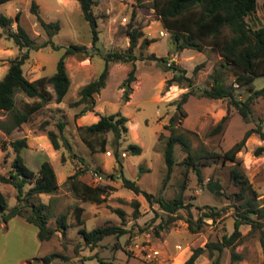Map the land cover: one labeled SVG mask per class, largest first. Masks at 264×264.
<instances>
[{"label":"rangeland","instance_id":"1","mask_svg":"<svg viewBox=\"0 0 264 264\" xmlns=\"http://www.w3.org/2000/svg\"><path fill=\"white\" fill-rule=\"evenodd\" d=\"M31 1L36 2L28 0L27 6L22 4L13 6L10 17L13 18L14 14L19 12V24L36 43H41L46 39V36L34 16L29 12ZM39 1H44L49 5L48 8H45L36 4L41 17L45 21H56L60 27L59 31L51 38L53 43L67 45L69 41L74 43L77 39L85 41V39L91 38L89 25L82 18L80 12L65 13L64 7L57 0ZM150 2L151 0H142L140 4L142 7H140L134 0H106V6L102 7L95 0L92 11L96 15V46L104 51L102 43L106 42V22L112 23L115 32L119 34L117 42L119 45L123 43V38H126L124 30L129 22L136 25L142 33V28L146 27V30H150L151 28H147L156 24L158 25L156 30L162 31L163 35L166 34L169 38V34L163 29L157 14L151 9H144ZM132 10L137 11L133 14ZM252 17L256 22L264 24V0L257 1L256 11ZM11 29H15V22H12ZM159 32L157 33L161 37ZM122 49L124 48L116 50ZM172 50V45L168 40H165L156 54L166 56V52ZM9 51L13 54L5 55ZM134 52L138 55V48H134ZM16 53L17 47L3 34L0 38V78L8 66V61ZM202 53L205 56L204 61L193 62L189 65L182 61L178 62L180 65L177 64L186 70V76L191 77L194 94L190 95L183 104L182 109L185 116L179 118V124L176 120L174 127L178 126L177 132L186 134L193 151H214L222 154L238 142L247 129L260 124L264 130V99H256L251 105V114L247 119H243L233 107H230L227 113L225 100L207 99L200 96V90L210 84L209 74L213 69H218L220 63L217 51L210 47L204 48ZM184 56L185 54L182 53L180 57ZM201 62L203 65L192 74L193 67ZM29 68L30 65L25 67L26 70ZM26 70L25 73H27ZM224 71V83L234 88V94L238 98H245L248 92L245 87L237 86L234 83L233 71L229 68ZM263 85L264 75L254 78L251 83L253 88ZM183 90L185 91L186 88ZM179 96L170 95L166 99L167 103L144 101L138 110L132 109L133 112L137 111L136 113L141 118L137 129V141H134L130 134L126 135L124 140L122 137L125 136V133H122L115 141L111 131L106 134H86L77 130L79 140L69 138L68 143L71 147L69 149L60 140L56 127V120L59 118L58 120H62L64 123L62 133L65 134L66 129L69 128V126L67 128L65 126L67 119H65L63 111L53 109L49 103L35 111L26 122L9 134H5L0 129V140L4 142L21 137H25L31 142V139L40 133L46 135L47 130H53L57 134L60 146L58 149H53L54 156L50 157V163L57 176L65 173L67 175L63 176L64 181L54 193L28 198V202H41L49 205L48 227L54 228L55 216L64 212L67 214L66 222L69 224L64 234L55 231L47 241L41 242L37 238V228L34 224L25 221L20 216H14L6 223L2 222L0 218V264H44L42 257L49 253L60 255L49 264H98V259L110 261L113 264H169L176 254L181 256L186 252L188 255L194 247H202L207 241H220L222 235H228L232 231L235 206L238 204L233 200V194L238 192L239 187L230 181L229 171L235 163L254 190L256 201L262 204L264 202V149L261 154L256 155L255 149L261 146L262 142L254 133L245 139L242 148L236 152L234 162L217 158L209 159L207 163L201 164L202 185L198 184L194 172L189 169L187 177H184L186 178L184 189L181 193L179 192V185L184 180V166L179 162L182 161L184 154L180 145L173 146L175 165L167 175L164 149L168 132L160 124V121L167 124L169 115L175 113L176 107L172 102ZM14 100L15 106L21 108L24 103H32L39 99L26 97L17 92ZM90 101L81 104L79 109L88 105ZM226 113L227 118L222 122L221 128L210 133ZM175 115L179 116V112L177 111ZM4 118L5 116L0 114V119ZM159 134L162 137H159ZM80 137H84L90 143L92 150L85 146ZM128 144L138 145L141 148V153L139 155L128 153L126 151ZM106 151L109 152V157L104 156ZM122 152L123 156H121ZM44 154H46L44 151L36 150V146L31 143L20 152L25 166L33 171H36L44 161ZM12 158L13 152L10 147L7 146L5 150L0 147V175L7 176ZM78 171L80 172L74 178H68ZM93 172L101 175V180L97 183L93 180ZM119 172L123 177L136 182L141 189L164 200H170L180 193L182 199L191 206L189 209L177 210L176 214L179 218L171 223H166L164 219L167 215L158 208L156 203L149 204L142 195H135L122 186V183L118 181ZM79 175L85 176L88 181L95 182L99 186H107V182L112 181L113 186L108 185L109 189L103 195L102 202L97 205L86 200L80 201L70 191L71 183L75 182ZM208 178L220 182L221 195L215 196L206 189L204 184ZM27 188L28 185H25L23 190ZM0 192L6 197L7 209L17 203L15 200L16 190L11 184L0 181ZM133 200L138 202V215L135 219L132 218L133 205L131 202ZM20 203L27 204L24 201ZM74 206L82 207L81 217L87 230L104 224L120 225L122 222L126 233L120 236H106L94 247L84 244L78 233L80 226L74 225ZM116 209L123 212V220L115 212ZM210 209L219 212L213 220L204 217L195 232L187 228L184 220L189 215L193 227H196L201 214ZM159 224H162V228H158ZM239 230L241 237L230 248H224L219 255L213 253L211 258L204 252L194 264H211L216 256H219V264H260L261 251L257 241V231H250V227L245 224L240 225ZM150 250L158 252L156 260L147 256L151 252ZM231 251L239 258L231 259ZM179 256L176 258L175 264L179 262Z\"/></svg>","mask_w":264,"mask_h":264},{"label":"trees","instance_id":"2","mask_svg":"<svg viewBox=\"0 0 264 264\" xmlns=\"http://www.w3.org/2000/svg\"><path fill=\"white\" fill-rule=\"evenodd\" d=\"M7 1L9 0H0V4ZM77 1L81 16L89 25L91 44L94 45L97 40L96 15L92 11L95 0ZM134 1L136 5L140 6L142 0ZM256 7L257 0H151L147 8H144L145 10L151 9L157 14L163 29L169 34V43L173 47V53H178L185 48L202 52L206 47L217 51V54L220 56L219 68L213 69L211 74H209L210 84L208 87L201 89L199 95L207 99L225 100L227 113L228 109L233 107L243 119H247L251 114V105L256 99H264V85L259 88L251 86L254 78L264 75V24L256 22L255 18L252 17L256 11ZM136 11L132 10V13L134 14ZM29 12L34 16L35 21L46 36V39L41 43H36L19 24V12H16L13 18L0 12V38L4 34L17 47V53L8 61L7 69L0 78V114L5 116L4 119H0V129L5 134L18 129L22 123L26 122L46 102L61 101L69 88V78L65 69V57L70 54L87 53L85 47L81 44L68 43L67 45H57L53 43L51 38L59 31V24L56 21H45L39 14L38 7L34 1L30 3ZM12 22H15L14 30L11 29ZM124 35L127 38V47L122 50H114L108 55L103 56L104 63L100 72L79 89L77 98L68 102V107H76L91 100V96L98 92L105 82L109 62L133 63L136 59L155 61L163 71L171 72V75L165 79L164 89L172 84L181 88H187L185 92L180 94L177 101L172 102L179 112V116H170L168 123L163 125V129L168 132L164 149L167 175H169L172 167L175 165L173 158V146L175 144L180 145L181 151L184 154L182 161L179 162L184 166L183 178L187 177L188 170L192 169L199 185L203 184L201 164L207 163L209 159L217 158L234 162L236 152L242 148L245 139L252 133L256 134L262 142L261 146L255 149L256 155L261 154L264 149V130L260 124H257L254 128L247 129L241 139L222 154L214 151H193L186 134L177 132V127H174L175 121L185 116V112L182 109L183 104L190 95L194 94L191 77L186 76V70L174 63L173 59L168 55L157 57L152 52L144 56L142 51L151 40L143 36V33L136 25L129 22L124 30ZM138 39H140V43L137 55L134 52V48ZM45 47L51 49L63 48L62 54L56 61L55 70L50 76H43L29 81L24 76L21 66L28 59L31 50ZM167 62H169L168 65H166ZM202 65V62L195 65L192 69V74ZM227 68L233 71L235 76L234 83L237 86L245 87L248 92L245 98H238L234 94V88L224 83V70ZM134 80L135 70L134 67H131L123 80L125 94L129 90V85ZM47 87L51 89V92L47 90ZM17 92L22 93L26 97H36L39 100L32 103H24L21 108H17L14 100ZM90 108L91 101L88 105L80 108L74 114V117ZM227 113L220 118L210 133H214L221 128L222 122L227 118ZM126 121L127 119L120 112L103 114L99 116L97 122L85 127H77V130L86 134H102L111 131L114 134L115 141H117L120 135L126 132ZM63 126L62 120H59L56 124L60 140L69 148L66 139L62 135ZM46 135L53 148L58 149L60 145L57 134L53 130H47ZM161 136L159 134V137ZM80 139L87 148L92 150L90 143L84 137H80ZM7 146L11 148L13 158L7 176L0 175V181L2 183H9L15 188V200L17 203L7 209L6 197L0 192L1 221L6 223L7 220L14 216L22 217L25 221L36 226L37 238L41 242L47 241L55 231L64 234L65 230L69 227V224L66 222L67 214L65 212L55 216V227L50 228L47 226L48 216L50 215L49 205L41 202H28V198L38 197L40 194H52L56 191L58 185L50 162L46 160L41 162L36 171L26 167L20 156L21 150L26 147V139L24 137L15 138L8 142L0 140L2 150H5ZM126 151L132 155H138L141 149L136 144H128ZM236 164L229 171L230 181L239 187L238 192L233 194V200L237 201L238 204L235 206L236 211L232 231L228 235H222L220 241H207L202 247H194L182 264H194L196 259L204 252L211 258L213 253L219 255L224 248H230L241 237L239 226L242 224L248 225L250 231H257V241L261 251L260 264H264V202L259 204L256 201L254 190L251 188L247 178L236 167ZM77 173L74 172L68 178H74ZM119 178L123 187L129 189L135 195H142L149 204L156 203L158 208L167 215L166 219H164L166 223H171L179 218L176 214L177 210L189 209L191 206L180 195L184 189L186 178L179 185L180 193L170 200H164L159 196L146 192L136 182L123 177L121 172H119ZM25 185H28V188L23 190ZM204 185L211 194L215 196L221 195L222 187L218 180L208 178ZM70 189L81 200L100 203L108 186L73 182ZM22 201L27 202V204L22 205L20 203ZM131 203L133 205L132 218L135 219L138 215V202L133 200ZM73 208L75 211L74 225L80 226L78 228L80 238L84 244L90 247H94L106 236H120L126 233L122 222L120 225L104 224L87 230L81 217L82 208L80 206H74ZM115 212L123 220V212L120 209H116ZM218 214V210L214 209L202 213L198 218L196 227H193L190 215L184 222L190 231L195 232L204 217L213 220ZM158 228H162V224H159ZM57 257H60V255L49 253L42 257V261L44 264H49ZM218 257L216 256L211 261V264H219ZM230 258L238 259L239 256L231 251ZM98 264L113 263L98 259Z\"/></svg>","mask_w":264,"mask_h":264},{"label":"crops","instance_id":"3","mask_svg":"<svg viewBox=\"0 0 264 264\" xmlns=\"http://www.w3.org/2000/svg\"><path fill=\"white\" fill-rule=\"evenodd\" d=\"M35 1H36L35 3L39 5V7L42 6H44L45 8L49 7V5H47L44 1H39V0H35ZM57 1L60 2L61 5L64 7L65 13H71L73 11L80 12L79 3L77 0H57ZM96 1L100 6L102 7L106 6L105 5L106 0H96ZM20 4H22L23 6H27L28 0H9L5 3H2L0 4L1 6L0 12L10 17L13 6ZM157 26L158 25L156 24L153 27L149 26L147 29L151 28L150 30H146V27L142 28L144 36L151 40L148 46L142 51V54L144 56L146 54L153 52L155 56L160 57V55L156 54V51L162 46L165 40L169 41V38L166 34L159 37L157 33L159 32V30H156ZM105 32H106V42L102 43V48L104 49V51H101L96 46V43L92 45L91 38L85 39V41H78L77 39L74 43L73 41H69V43L83 45L87 53L70 54L65 57V69L69 78L68 91L61 101L59 102L48 101L44 104L46 106V104L49 103L50 107H52L53 109H57L61 112L63 111V115L65 116V119H67L65 126L66 128L67 126H69V128H67L66 133L65 134L62 133V135L66 139L68 145H69L68 143L69 138L79 140V136L76 133L77 127H85L91 125L97 122L100 115L110 114L115 112H120V114L127 119L125 123L126 125L125 136H123L122 138L125 140L126 135L130 134L131 138L134 141H137V129L141 123V118L136 113L137 111L133 112L132 109L138 110L140 104H142V102L144 101H149L154 103H160V102L167 103L166 99L167 97H170V95H180L187 90L186 88V90L184 91L183 88L173 84L168 86L166 89H164L163 86L165 79L171 75V72L163 71L160 65L157 64L155 61L136 59L133 63L119 62V61L109 62L107 76L103 86L99 89L98 92L94 93L91 96V108L74 117V114L79 111V107L81 105L76 107H68L67 102H70L75 98H77V93L79 89L85 86L88 82H90L100 72L104 63L103 56L108 55L111 51L116 50L117 48H125L128 45L127 38H123L124 40L122 44L119 45L117 43L119 39V34L115 32L112 23L106 22ZM139 43H140V39L138 40L135 46L136 49L138 48ZM88 51L90 52L88 53ZM62 52H63V48L60 49L41 48V49L31 50L29 52V57H28L29 60L27 59V61H25L21 66L24 76L29 81L36 80L37 78L43 76H50L54 72L56 61L58 57L62 54ZM182 53H184L185 56L181 58L180 56L182 55ZM7 54L11 55L13 54V52L10 51L6 52L5 55ZM166 55L170 56L173 59L174 63L179 65L182 61L183 62L185 61L184 63L189 65L193 62L195 63L199 61H204L205 59V56L202 52L187 48L182 49L178 53H173L172 51L166 52ZM28 65H30V68L27 69L28 70L27 71L25 67H27ZM131 67H134L135 70V80L129 85L128 87L129 90L125 94L123 80L125 79ZM25 70L27 73H25ZM5 71L6 70H4V73ZM47 90L51 92V89L49 87H47ZM174 101H177V99H174ZM176 113H177V109L175 110V113L173 115H175ZM170 116L172 115L170 114L169 117ZM58 119L59 118H57L56 120L57 122L59 121ZM158 119L160 120V117ZM176 122L178 123L180 122V120H177ZM160 124H162V126L164 125L162 121H160ZM104 134H106V132ZM30 143L33 146H36V150L42 152L44 151L46 153L44 154L45 155L44 161L46 160L50 162V157L53 158L54 156L53 154L54 148L51 145L48 137L44 133H40L38 136L33 137L31 139V142H29L28 139H26V147L29 146ZM70 148L71 147L69 146V149ZM104 156L109 157V155L107 156L104 155ZM53 170L55 172L54 168ZM79 172L80 171H78V173ZM66 175L67 173L60 174V176H57V174L55 173L58 188L60 184L64 181L63 176L65 177ZM118 181L121 182L119 177H118ZM75 182L85 183L89 185H96L97 183V182L96 183L93 182L95 183L93 184L90 181H88L85 176H80V175L78 176V179ZM106 185L113 186V182L108 181ZM78 200L82 201L79 198ZM92 204L97 205L99 203H92ZM179 255L180 254H176L175 256H173L169 264H175L176 258ZM188 256L189 254L187 255L186 252L182 253L181 256H179L180 260L177 264H182L183 261Z\"/></svg>","mask_w":264,"mask_h":264},{"label":"built area","instance_id":"4","mask_svg":"<svg viewBox=\"0 0 264 264\" xmlns=\"http://www.w3.org/2000/svg\"><path fill=\"white\" fill-rule=\"evenodd\" d=\"M159 34H160V35H163V32L160 31ZM168 64H169V62L166 63V65H168ZM105 153H106V155H109V152H108V151H106ZM123 155H124V154L121 153V156H123ZM93 177H94L93 180H94L95 182H98V181L101 180V175L98 174L97 172H93ZM177 247H178V246H177ZM150 251H151V252H150L147 256H149V257H151L152 259L156 260V257H157V255H158V252H157L156 250H150Z\"/></svg>","mask_w":264,"mask_h":264}]
</instances>
